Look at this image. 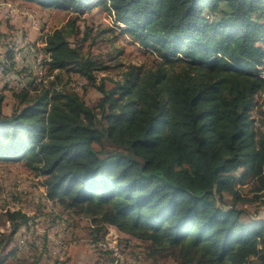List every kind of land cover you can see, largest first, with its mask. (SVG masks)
Listing matches in <instances>:
<instances>
[{"label": "trees", "instance_id": "trees-1", "mask_svg": "<svg viewBox=\"0 0 264 264\" xmlns=\"http://www.w3.org/2000/svg\"><path fill=\"white\" fill-rule=\"evenodd\" d=\"M28 1L75 16L38 48L48 84L32 77L16 86L12 49L0 61L12 82L0 87V161L22 162L43 178L47 203L89 218L94 244L112 226L177 264H264V219L238 207L249 199L237 189L251 178L255 198L264 197V0ZM95 7L154 51L156 64L130 65L112 86L99 82L97 72L112 65L83 53L93 29L77 25ZM74 75L85 80L83 93ZM91 88L100 93L95 105L85 98ZM5 91L16 98L11 115ZM3 219L12 230L0 231V264L53 257L47 237L38 244L32 233L27 249L20 245L31 257L19 256L14 238L32 217L20 209L0 212Z\"/></svg>", "mask_w": 264, "mask_h": 264}, {"label": "rangeland", "instance_id": "rangeland-1", "mask_svg": "<svg viewBox=\"0 0 264 264\" xmlns=\"http://www.w3.org/2000/svg\"><path fill=\"white\" fill-rule=\"evenodd\" d=\"M1 2L10 5V10L5 9L4 13L1 10ZM100 8L95 7L92 12L85 13L77 22L82 32H85L87 27L93 29L92 37L83 44V53L85 55L89 53L91 56L112 65L108 71L97 72L98 81L101 82L102 79L106 78L105 81L108 86H112V79H119L123 71L130 65L153 67L160 57L154 51L143 47L131 36L125 33L120 35L122 33L121 29L125 28V26L115 21L111 14ZM16 10H20V12H16ZM72 16H75L72 12L61 9H43L37 3L28 0H0V61L6 60V57L9 56L8 50L13 49L12 52L16 53L14 60L17 65L15 68L16 72L11 70L10 76L16 82H22V85L26 86L32 77L35 78L36 84L41 82L48 84L52 80V77L46 78L40 73L39 60L37 61L36 59L39 54L37 52L31 54L30 50L32 49L31 47L38 49L43 46L46 35L57 28L65 27ZM105 29L108 30L105 34L98 35L99 32H103ZM22 34L24 35L23 37L21 36ZM25 36L27 41L22 46L23 44L21 45L20 43L24 41ZM114 36H117L118 41L115 42V45H112ZM82 37L83 33L80 35V38ZM78 38L77 36H71L70 41L74 44ZM21 49L22 51H20ZM20 71H24V73L20 74ZM63 76L64 80L67 81L68 78L65 72ZM1 77L0 87L6 86V84L9 87L12 86L10 79ZM73 78L74 81L76 80L77 90L83 93L82 85L86 83L85 80H82L77 75H74ZM5 94L4 113L11 115L16 107V98L13 97L11 91H5ZM85 98L88 104L95 105L100 98V93L98 90L91 88ZM257 102V110L260 105L263 107L264 119V91L257 96ZM255 114L258 118L256 110ZM42 183L43 178L32 173L22 162L0 161V212L6 213L8 210L22 209L24 213L32 217L29 228L28 225L21 226L14 238L12 247L16 246L20 250L21 241L28 238L29 234L32 233L36 237V235L41 236L39 232L44 234L48 231L47 239L49 241H56L57 238H60L67 246V256L65 252L62 254L63 258L66 257V261L57 262L55 259L59 256L53 252L55 243L49 242L50 254L55 259L47 255L40 259V264H116L118 260H120V263L123 261V264H177L170 257L150 256L149 243L120 232L112 226L107 227L108 232L105 238L104 231H101L97 241L99 244H94L93 242L96 239L92 232L95 225H93L91 220L84 216H74L64 211L62 207L55 206L52 202L47 203L43 196L45 188ZM237 189L244 197L249 199V201L244 203L239 202L238 207L246 209L250 217L264 219V197L255 198L260 193L254 190L253 180L248 178L244 184L237 185ZM13 193H19L16 201L5 199L8 194ZM225 200L227 201V206H229L233 201V196L226 193ZM5 220L3 219L1 222L0 231L9 233L12 230V226L10 222ZM27 229H31V232L26 231ZM56 230H60V233H55ZM24 235L25 237L23 238ZM43 238L41 237L40 242H42ZM21 246L27 249L24 244ZM56 249L60 251L59 246H56ZM18 255L25 258L31 257L32 254L29 255L25 250L22 253V250H20ZM68 257L69 259L67 260ZM111 259L115 260V262L111 263ZM17 263L22 264V261L13 258L9 263L5 264Z\"/></svg>", "mask_w": 264, "mask_h": 264}, {"label": "built area", "instance_id": "built-area-1", "mask_svg": "<svg viewBox=\"0 0 264 264\" xmlns=\"http://www.w3.org/2000/svg\"><path fill=\"white\" fill-rule=\"evenodd\" d=\"M1 5H2V8H1V10L5 13V9H6V4L5 3H3V2H1ZM16 12H20V10H16ZM44 45H45V42H44ZM44 45L43 46H41V47H44ZM38 66L39 65H41L46 59H45V54H44V52L43 51H41V54H40V56H38ZM4 72H5V68H4V66L3 65H1L0 66V76H4ZM42 74V73H41ZM4 78H8L7 76H4ZM9 79V78H8ZM15 84H16V86L17 85H19V86H21L22 85V82H15ZM35 225V224H34ZM60 228V227H59ZM36 229H37V231H38V228H37V226H36ZM60 230H62L61 228H60ZM60 230L58 231V230H56V232L55 233H60ZM54 231V230H53ZM40 233V235H41V237H47V233H49V231L48 232H45L44 234H43V232H39ZM50 243H56L55 241H50ZM60 245H62V243H60ZM103 247H105L104 245H103ZM118 259H120V258H118ZM56 260H57V262H61L62 261V257H56ZM120 261V260H119ZM122 263H123V261H121Z\"/></svg>", "mask_w": 264, "mask_h": 264}, {"label": "bare ground", "instance_id": "bare-ground-1", "mask_svg": "<svg viewBox=\"0 0 264 264\" xmlns=\"http://www.w3.org/2000/svg\"><path fill=\"white\" fill-rule=\"evenodd\" d=\"M8 7V8H7ZM11 6L10 5H7L6 4V9L7 10H10L9 8H10ZM32 49H31V51H30V53L31 54H33V53H35V52H37L39 55L38 56H40V54H41V51L39 50V49H37L36 47H31ZM38 56L36 57V59H37V61H38ZM39 67H41V65H39ZM1 77V76H0ZM30 227V226H29ZM31 230V229H30ZM30 230H28L29 232H31ZM30 235V234H29ZM31 236V235H30ZM27 239V238H26ZM26 239H24L23 241H22V244H25L24 242H26ZM56 243L54 244V248H53V250H55V252L59 255V257H62L63 258V256H62V254H64V252H65V255H66V253H67V248H66V245H65V243L62 241V240H60V239H57L56 241H55ZM37 243L39 244L40 243V240H37ZM60 243H62V245H60ZM52 246V245H51ZM56 246H59L60 247V251H58L57 249H56ZM52 249V248H51ZM67 256V255H66ZM65 258V257H64ZM63 258V259H64ZM62 259V260H63Z\"/></svg>", "mask_w": 264, "mask_h": 264}, {"label": "crops", "instance_id": "crops-1", "mask_svg": "<svg viewBox=\"0 0 264 264\" xmlns=\"http://www.w3.org/2000/svg\"><path fill=\"white\" fill-rule=\"evenodd\" d=\"M22 37L24 36L23 34L21 35ZM27 41V38H26V36H25V38H24V41H22L20 44L22 45V46H24V43ZM24 48V47H23ZM22 48V49H23ZM15 49V48H14ZM22 49L20 50V51H22ZM12 51H13V49H12ZM31 51V50H30ZM12 55H11V58L13 57V56H16L15 54V52H12L11 53ZM18 54V53H17ZM6 61V60H5ZM3 62V61H2ZM39 70H40V72H41V68L39 67ZM30 78V77H29ZM29 78H27V80H29ZM73 257V256H72ZM71 259V258H70ZM76 264V263H75Z\"/></svg>", "mask_w": 264, "mask_h": 264}]
</instances>
